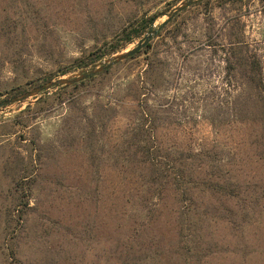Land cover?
Instances as JSON below:
<instances>
[{
  "label": "trees",
  "instance_id": "obj_1",
  "mask_svg": "<svg viewBox=\"0 0 264 264\" xmlns=\"http://www.w3.org/2000/svg\"><path fill=\"white\" fill-rule=\"evenodd\" d=\"M21 14L20 32L26 37L28 27L35 26L39 16L27 10ZM238 14L239 11L231 15L205 47L220 53L225 80L222 86L200 84V73L185 77L173 68L175 60L166 52L177 53L183 40L177 34L169 39L162 37L168 21L155 27L158 31L154 39L135 55L72 85L52 87L56 91L46 92L11 117L0 116V180L4 178L0 195L7 200L4 226L14 241L9 248L11 255L6 254V258L26 264L21 257L25 254L24 231L32 209L30 201L44 178V159L71 150L85 153L96 173L99 166L107 164L132 184L128 215L136 224L125 241L117 239L113 245L114 240L104 239L106 264L112 256L135 264L132 260L136 257L132 256L140 254L142 246H161L154 244L150 224L162 214L167 195L174 201L169 208L177 227L173 245L180 248L178 252L185 249L190 264H200L196 254L206 239L201 234L205 226L224 221L233 232H245L258 221L256 213L258 217L264 211V173H256L264 170V35L260 39L245 36L242 27L247 23L239 21ZM157 17L153 14L136 18L120 26L119 43L112 40L105 43L107 47L74 58L67 67L50 73L44 83L56 75L77 69L83 74L87 68H96L99 62L154 28L151 26ZM16 27L13 23L6 25V48H13L14 52L1 58L13 72L23 65V54L28 48L26 39L17 44L20 33ZM13 32L15 40H11ZM141 52L145 55L143 63L137 61ZM25 90L20 84L6 86L0 89V101ZM40 108L54 117L52 136L56 141L49 148L48 140L42 138L40 118L44 114ZM201 121L217 128L247 127L248 146L231 141L227 148L217 149L219 143L213 141L210 146L194 149L184 137L177 138L176 134L188 132ZM15 126L20 133L14 131ZM169 133L173 139L166 138ZM44 145L46 155L41 152Z\"/></svg>",
  "mask_w": 264,
  "mask_h": 264
},
{
  "label": "rangeland",
  "instance_id": "obj_2",
  "mask_svg": "<svg viewBox=\"0 0 264 264\" xmlns=\"http://www.w3.org/2000/svg\"><path fill=\"white\" fill-rule=\"evenodd\" d=\"M186 1L0 0V89L20 84L27 91L45 84L44 78L67 67L74 58L107 47L106 42L113 40L119 43L122 38L118 33L120 26L136 18L156 14L158 17L151 26L155 28L174 7ZM25 10L39 18L35 20V26L28 27V35L23 37L20 25L21 12ZM237 11L239 21L247 23L246 27H242L244 35L250 39H260L264 35V3L260 0H194L175 14L162 31V37L166 39L177 34L183 40L182 49L177 53L174 50L166 52L169 58L175 60L173 68L178 69L185 77H188V73H200V84L222 86L225 80L223 64L218 57L220 53L211 52L205 47ZM8 23L16 25L20 33L16 39L17 44L26 39L28 45L23 54L24 63L15 72L10 64L1 60L2 56L14 52L13 48H6L9 40L4 33ZM239 24L242 26V23ZM145 34L146 32L120 48L117 53L133 47ZM153 39L154 37L151 40ZM11 40H15L14 32ZM187 45L191 47L188 48ZM144 57L141 52L137 61L143 63ZM88 70L89 68L84 71ZM79 73L80 69H77L62 76L56 75L53 80L75 77ZM53 91L56 89L50 88L37 98ZM35 99L0 108V116L11 117L26 105H33L38 100ZM41 107H45V104ZM41 110L42 108L41 115L44 114L40 118L43 121L42 138L48 140L46 144L49 148V144L56 141L52 136L54 117L53 113L46 114V111ZM14 131L20 133L19 127L15 126ZM248 134L249 129L244 126L225 129L212 127L208 122L201 121L188 132L178 133L176 136L179 139L184 137L194 149L203 145L210 146L213 141L219 143L216 148L220 149L227 148L231 141L246 148ZM166 138L173 139V136L169 133ZM45 151L44 145L42 154L46 155ZM43 166L44 178L39 184L40 189L30 201L32 209L28 212L25 243L22 244L25 245V254L21 257L26 264H106L103 258L104 239L114 240L113 245L117 239L125 241L136 224L131 215H128L133 199L132 184L121 179L114 167L107 164L99 166L96 173L88 164L86 154L81 151L47 155ZM256 173H264V170ZM3 179L0 180L1 184ZM6 203L7 200L0 195V264H16L17 260L13 257H5L6 254L11 255L9 248L14 242L4 226ZM262 203L264 204V197L261 205ZM173 205L172 196H165L162 214L150 224V231L155 235L154 244L160 243L161 246L148 249L142 246L140 254L132 256L136 257L132 260L135 264H190L187 262L185 249L178 252L176 250L180 248L173 245L177 238V227L169 213V208ZM257 214L255 217L258 221L250 224L245 232H233L224 221L205 226L201 234L207 240L200 244L202 250L196 254L200 264H264V211L258 217ZM111 249L107 250L115 253ZM153 252L158 255L151 256ZM146 256L148 258L143 260ZM109 259L107 264L131 262H124L122 258L114 256Z\"/></svg>",
  "mask_w": 264,
  "mask_h": 264
},
{
  "label": "water",
  "instance_id": "obj_3",
  "mask_svg": "<svg viewBox=\"0 0 264 264\" xmlns=\"http://www.w3.org/2000/svg\"><path fill=\"white\" fill-rule=\"evenodd\" d=\"M193 1L194 0H187L186 2H183L180 5L174 7L168 14H166V19L161 24L163 25L166 22L170 21L171 18L175 14L179 13L184 8L189 6V4ZM157 31H158V28L149 29L146 32V34L143 37H141L133 47H131L130 49H126L123 52L113 54L111 57L105 59L102 64H100L98 67H96L92 70L86 71L85 73L79 74L75 77H69V78L62 77V78H59L57 80L49 81L45 84L37 85V86L19 94V95L10 97V98L5 99L3 101H0V108L7 107V106L12 105V104L24 103L31 98L38 99L37 96L39 94H41L42 92H44L46 90H49L52 87H63V86L72 85V84L77 83L83 79H86L91 74L98 73V72L102 71L103 69L110 67L111 65H114V64L121 62V61H124L127 58L135 55L141 49H143L151 41V39L156 35Z\"/></svg>",
  "mask_w": 264,
  "mask_h": 264
}]
</instances>
